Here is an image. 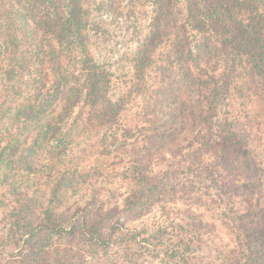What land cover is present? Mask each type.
<instances>
[{
	"label": "trees",
	"instance_id": "trees-1",
	"mask_svg": "<svg viewBox=\"0 0 264 264\" xmlns=\"http://www.w3.org/2000/svg\"><path fill=\"white\" fill-rule=\"evenodd\" d=\"M178 1L153 0L149 33L134 65L144 74L155 49L165 46L167 66L182 76L162 69L139 134L130 128L119 134L122 108L109 97L110 73L87 46V0H0V70L8 79L20 70L31 75L12 108L13 123L0 133V264H86V248L115 242L163 255L171 264H203L196 251L220 245L214 237L219 226L206 211L223 198L241 208V241L223 251L227 264H264L259 165L239 120L218 115L236 90L256 99L264 126V0H183V22ZM77 105L83 115L71 128L80 125V135L98 136L100 147L128 149L125 178L132 186L110 206L95 188L77 197L95 172L54 160L64 154L61 146L76 141H67L71 131L63 124ZM157 209L174 216L175 234L160 224H131ZM164 235L170 243L161 248Z\"/></svg>",
	"mask_w": 264,
	"mask_h": 264
},
{
	"label": "rangeland",
	"instance_id": "rangeland-1",
	"mask_svg": "<svg viewBox=\"0 0 264 264\" xmlns=\"http://www.w3.org/2000/svg\"><path fill=\"white\" fill-rule=\"evenodd\" d=\"M87 2L89 4L86 19L87 46L94 61L110 73L109 97L122 108L118 119L120 130L116 132L127 134L121 129L130 128L134 131L133 134H139L138 130H141L144 125V115L155 105L162 69H168L167 74L175 78H181L182 73L176 67L167 66L165 46L155 49L153 61L144 74L140 75L134 65L136 55L149 33L153 0H87ZM176 6L178 21L183 22L185 3L179 0ZM195 38H199V35L196 34ZM7 58L19 60L21 57L9 55ZM8 61V59L3 61L4 68ZM18 76L17 79H8L0 70V133L13 123L12 108L21 102L22 96H25L30 86L31 75L27 71L20 70ZM6 84L13 85L12 90L6 89ZM83 111L81 106L77 105L64 121V130L67 131L70 128L71 131L67 141L72 138H76V141H73L68 148L61 146L60 149H65L64 154L58 155L54 160H59L58 164L63 168L78 166L81 170L84 169L85 173L95 172L90 175L92 181L82 185L77 197L82 194L88 195L89 189L95 188V194L102 199V202L110 206L114 202H120L132 186L130 180L125 178L126 167L129 164L128 149L114 150L108 145L106 148L100 147L97 145L99 144L98 136L89 132L80 135L81 132H78L81 130L80 125L71 128L75 116L80 117ZM218 115L219 117L234 116L243 125L249 138L252 154L258 162L264 185V126L258 102L254 97L240 96L235 90L220 107ZM76 136H83L84 139L79 141L80 137ZM95 144L97 146H94ZM43 157H46L45 153ZM22 167L23 164L19 163V169ZM24 169L18 172L24 175L26 173ZM85 180L87 181V178ZM68 201L71 203L74 197H70ZM78 201L81 202L82 198ZM170 209L167 207L165 211L169 213ZM208 209L209 207H205V210ZM165 211L157 209L154 214L138 215L131 224L137 227L147 226L151 229H153V223L160 224L164 228H169L170 236L175 234V230L171 227L173 224L171 222H175V218L173 215L166 214ZM206 213L208 217L213 216L219 226L220 234L214 237L220 245L203 246L201 250L196 251L197 255L203 264H227L223 251L237 246L241 241L242 232L237 222V215L241 214L240 205L237 200L234 202L226 198L216 199L213 208ZM167 237L168 235L162 237L161 248L170 243ZM140 238H147L146 241L154 242L147 235L142 234ZM85 250L87 251L86 264H171L163 255L154 256L133 244L126 249L125 242H115L107 249L97 246Z\"/></svg>",
	"mask_w": 264,
	"mask_h": 264
}]
</instances>
